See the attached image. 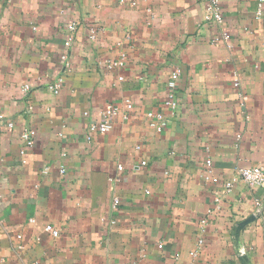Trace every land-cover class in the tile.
Returning <instances> with one entry per match:
<instances>
[{
    "label": "crops",
    "instance_id": "1",
    "mask_svg": "<svg viewBox=\"0 0 264 264\" xmlns=\"http://www.w3.org/2000/svg\"><path fill=\"white\" fill-rule=\"evenodd\" d=\"M134 1L0 0V264H264V187L239 176L264 170L258 0H220L219 25L207 0Z\"/></svg>",
    "mask_w": 264,
    "mask_h": 264
},
{
    "label": "built area",
    "instance_id": "2",
    "mask_svg": "<svg viewBox=\"0 0 264 264\" xmlns=\"http://www.w3.org/2000/svg\"><path fill=\"white\" fill-rule=\"evenodd\" d=\"M119 3L124 6L128 7H135L136 2L134 0H119ZM147 11L150 12V9ZM255 18L256 19H264V0H258L257 3V9L255 12ZM205 19L213 22L216 25L223 23V16L221 12V6H220V0H207V4L205 7ZM71 35L73 34V30L75 28L74 24H72L70 27ZM100 26H94L90 29L89 33V39L95 40L97 38V34L101 31ZM71 39V36L70 38ZM230 40V36L228 32L222 31L221 34L215 36L212 40V43L215 45H218L222 42H227ZM66 56L63 55L62 59H65ZM124 56L121 57L119 60L110 62L107 66L109 68H113L116 66L123 65ZM180 76V69L175 68L169 75L168 82H167V97L165 99V106L169 108H175L176 107V100H175V89L177 87V82ZM119 79H122V77H119ZM64 81V77H59L54 83L49 85L50 89H53L54 92H58L62 83ZM234 84L235 86L239 85V80L235 76L234 78ZM29 84H23V91H28L30 89ZM125 106L128 109H131L132 103L129 100H125ZM117 114L116 108L112 104H108L101 112L100 119L98 122H93L89 124V130L90 131H98L100 133L107 132L111 126V120L113 117ZM147 117L151 120L149 122L150 126L153 127L155 130L160 131L165 125L166 120L164 118V115L162 112H153L149 111L147 112ZM0 119H3V115L0 114ZM12 121H7L6 126L8 128L13 127ZM20 137L22 139V147L19 150V153L21 155H24L27 149L32 148L34 145V137H35V131L30 128L23 129L20 132ZM145 164V162H142ZM208 163V162H207ZM119 171L122 170V166L119 165L117 167ZM61 172L64 171V169H60ZM239 176L240 179L248 186L249 189L254 190L261 187H264V170L260 166H248L241 168L239 170ZM232 187V181L227 180L224 184V190L228 192ZM46 232H49L52 236L57 237L59 235V230L53 227L50 224L45 225L44 227ZM199 243H202L199 241ZM191 255H196V252H191Z\"/></svg>",
    "mask_w": 264,
    "mask_h": 264
}]
</instances>
